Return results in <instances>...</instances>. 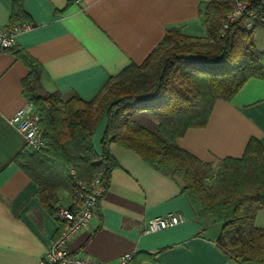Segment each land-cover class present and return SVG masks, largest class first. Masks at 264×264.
<instances>
[{
  "label": "crops",
  "instance_id": "1",
  "mask_svg": "<svg viewBox=\"0 0 264 264\" xmlns=\"http://www.w3.org/2000/svg\"><path fill=\"white\" fill-rule=\"evenodd\" d=\"M206 0H22L34 28L18 36L17 45L0 53V264H43L60 234L57 218L42 203L39 186L17 163L26 140L11 125L28 99L23 81L30 71L19 58L26 53L43 67L42 88L96 98L108 82L132 64L141 65L168 31L205 40ZM14 0H0V30L10 26ZM105 116L94 137L102 155ZM264 146V81L249 80L231 100L214 105L206 127L190 129L177 144L216 170L223 160L240 159L249 142ZM118 167L98 203L93 228L69 245L72 253L102 264H118L135 253L133 264H240L216 244L186 196L185 179L148 164L139 154L111 144ZM71 207L69 195H59ZM182 212L185 223L147 234L148 222ZM264 229V209L256 215Z\"/></svg>",
  "mask_w": 264,
  "mask_h": 264
},
{
  "label": "trees",
  "instance_id": "2",
  "mask_svg": "<svg viewBox=\"0 0 264 264\" xmlns=\"http://www.w3.org/2000/svg\"><path fill=\"white\" fill-rule=\"evenodd\" d=\"M229 11L226 0H206L207 39L168 31L143 64L127 67L91 101L44 91L41 64L18 53L30 71L23 88L41 115L45 146L16 161L38 184L42 203L55 217L59 195H77L71 170L86 183L100 176L108 186L118 167L110 153L115 144L150 165L183 175L184 192L199 221L211 219L219 227L218 247L240 264H264V229L255 225L264 209V146L252 139L242 158L223 160L216 172L177 144L188 130L207 126L217 101H231L251 79L264 81V51L255 44L264 26L248 30L239 23L222 36ZM26 21L22 0H14L10 26ZM105 116L99 155L93 137Z\"/></svg>",
  "mask_w": 264,
  "mask_h": 264
},
{
  "label": "built area",
  "instance_id": "3",
  "mask_svg": "<svg viewBox=\"0 0 264 264\" xmlns=\"http://www.w3.org/2000/svg\"><path fill=\"white\" fill-rule=\"evenodd\" d=\"M230 11L222 21V36L234 25L243 23L251 30L264 26V0H226ZM81 4L82 0H74ZM34 28L32 22L26 21L15 26L0 30V53L13 49L17 45V38L30 32ZM41 115L36 108L28 103L11 120V125L24 135L26 151L39 152L45 146L43 131L40 127ZM77 195L71 207L55 206L56 218L60 224V234L47 252L43 264H102L92 258L72 253L69 245L81 233L93 228L98 203L106 194L108 186L100 177H95L90 183L78 178L75 170H71ZM182 212H170L165 216L156 217L148 222L146 233H158L185 223ZM135 253L121 256L118 264H133Z\"/></svg>",
  "mask_w": 264,
  "mask_h": 264
},
{
  "label": "rangeland",
  "instance_id": "4",
  "mask_svg": "<svg viewBox=\"0 0 264 264\" xmlns=\"http://www.w3.org/2000/svg\"><path fill=\"white\" fill-rule=\"evenodd\" d=\"M255 44H256V47H257V49L259 51H261V52L264 51V32L263 31H257L256 32V34H255ZM217 170H216V172H217ZM62 196H64V193H62ZM60 204H62V203L60 202ZM203 223L210 230V232H209L210 234H214L216 231H218L217 229H219V227H215L212 224L213 222H212L211 219H208V220L204 221Z\"/></svg>",
  "mask_w": 264,
  "mask_h": 264
}]
</instances>
